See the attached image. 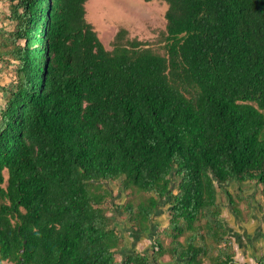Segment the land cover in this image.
I'll return each mask as SVG.
<instances>
[{"label": "trees", "instance_id": "16d2710c", "mask_svg": "<svg viewBox=\"0 0 264 264\" xmlns=\"http://www.w3.org/2000/svg\"><path fill=\"white\" fill-rule=\"evenodd\" d=\"M0 1V264H233L218 195L264 196V0H163V53L125 29L107 50L88 0Z\"/></svg>", "mask_w": 264, "mask_h": 264}, {"label": "rangeland", "instance_id": "374dc122", "mask_svg": "<svg viewBox=\"0 0 264 264\" xmlns=\"http://www.w3.org/2000/svg\"><path fill=\"white\" fill-rule=\"evenodd\" d=\"M86 20L92 24L94 30L97 32L99 40L107 50H111L112 41L115 34L120 29L127 31L128 39H135L141 41L145 47H149L154 52L163 53V35L165 31V17L167 4L163 0H88L85 4ZM10 14L9 4L6 1H0V32L9 31L13 25L8 20ZM7 17V18H6ZM11 67L1 68L0 66V85H9L12 80ZM2 94H0V103ZM112 190V197L108 198L105 207L108 208V216H114V219L122 227L125 235L126 229L130 227L128 221L124 216H117L113 210V204L124 203L127 199L137 201V195H127L130 191H122L119 181L109 183L107 185ZM218 203L222 211L225 212L223 204L226 205L224 195L218 198ZM244 204V203H243ZM245 206V204H244ZM159 214L168 211V205H161L158 207ZM168 214V212L166 213ZM169 217V214L166 217ZM220 214V221H221ZM122 231V230H121ZM165 244L169 239L161 235ZM127 240V244L129 243ZM215 252L213 253V255ZM116 259L121 261V254H116Z\"/></svg>", "mask_w": 264, "mask_h": 264}, {"label": "crops", "instance_id": "0c3cea01", "mask_svg": "<svg viewBox=\"0 0 264 264\" xmlns=\"http://www.w3.org/2000/svg\"><path fill=\"white\" fill-rule=\"evenodd\" d=\"M233 204L225 196V212L221 213V222L230 240L233 264H244L253 261L264 263V196L259 185L249 182L237 185L232 182L227 186ZM220 192L218 198L222 197ZM245 206H244V204ZM223 210V208H221ZM168 212V211H167ZM167 212L152 217V232L145 233L138 242L132 237H124L123 250L127 252H146L153 247V241L161 230L169 227ZM130 240L127 244V240ZM216 255V254H215ZM159 264H183L174 262L168 256L159 259ZM204 264H209L205 261Z\"/></svg>", "mask_w": 264, "mask_h": 264}, {"label": "built area", "instance_id": "2783aa9c", "mask_svg": "<svg viewBox=\"0 0 264 264\" xmlns=\"http://www.w3.org/2000/svg\"><path fill=\"white\" fill-rule=\"evenodd\" d=\"M244 264H262V263L260 261L256 260V261H253V262H250V263H244Z\"/></svg>", "mask_w": 264, "mask_h": 264}]
</instances>
